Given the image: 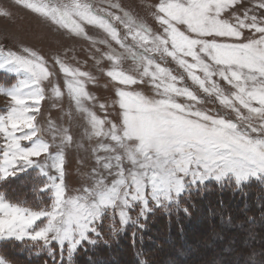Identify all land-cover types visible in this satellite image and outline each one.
<instances>
[{"label":"snow or ice","instance_id":"6c2138e0","mask_svg":"<svg viewBox=\"0 0 264 264\" xmlns=\"http://www.w3.org/2000/svg\"><path fill=\"white\" fill-rule=\"evenodd\" d=\"M15 3L75 37L92 38L88 26L102 30L107 38L98 41H111L124 49V53L105 57L111 64L106 75L116 85L110 107L118 109V122L82 107L84 101L92 99L87 89L90 72L56 59L67 95L77 110L86 114L94 135L110 140L99 148L109 154L107 161L97 156V164L102 163L104 170L114 169L117 178L109 185L100 176L94 185L83 189V195H66L65 154L61 155L53 165L59 182L54 175L52 209L30 212L0 199V237L27 236L45 243L73 241L77 234L83 237L94 230L101 208L147 201L146 189L155 197L173 186L179 188L180 177L193 166L195 174L233 171L244 176L264 172V0H255L253 8L245 10L242 17L233 11L241 0H158L154 18L161 30L154 32L141 23L129 26L124 36L115 22L130 25L127 15L94 10L87 0H68L61 5L45 0ZM0 16H10V12L0 11ZM246 30L255 35L245 36ZM129 39L139 46V51L126 47ZM23 52L0 49V56L6 57L0 61V69L7 66L9 71L28 76L19 87L8 92L0 90L12 101L7 114L0 115V134L6 141L0 148V174L4 177L15 176L50 151L49 144L38 142L37 119L45 100L41 85L52 73L43 56L27 48ZM157 54L175 61L194 86L215 96L220 105L235 114V122L197 107L203 102L184 84L185 75H175L162 66ZM124 57L142 71L133 73L122 68ZM145 79L154 86L153 96L133 87ZM52 89L57 97L65 94L59 85ZM100 107L107 112L109 105ZM251 133L259 135L254 137ZM64 139L72 142L73 137L68 132ZM22 142L34 146L26 148ZM125 164L130 167L126 169ZM119 214L126 215L124 211ZM43 216L47 217V226L28 232Z\"/></svg>","mask_w":264,"mask_h":264},{"label":"rangeland","instance_id":"374dc122","mask_svg":"<svg viewBox=\"0 0 264 264\" xmlns=\"http://www.w3.org/2000/svg\"><path fill=\"white\" fill-rule=\"evenodd\" d=\"M45 2L61 5L68 3V0H45ZM87 2L92 4L94 10L107 9L116 16L127 15L132 22L130 25L115 22L121 36L127 33L129 26L141 23L151 27L154 32L161 30L158 21L154 18V5L158 0H87ZM254 3L255 0H241V3L235 6L233 11L242 17L245 10L253 8ZM5 10L10 12V16H0V49L5 52L13 51L18 54H25L23 49L27 48L38 53L47 61L52 76L41 85L45 89V100L42 102L41 112L37 119L40 132L38 142L49 144L50 151L47 156L35 160L31 165L24 166V170L19 171L15 176L4 177L0 174V199L30 212H49L55 202L54 189L52 188L55 176L59 182V173L55 171L53 165L58 162V157L61 155L65 154L66 195H83V189L94 185L95 180L100 176L105 177V182L109 185L117 178L114 169L104 170L102 163L100 166L97 164V156L103 157V161H107L108 157L106 156L109 154L99 151V148L101 144H109L110 140L105 136H95L87 123L86 114L77 110L76 104L67 95V90L64 87V76L56 64V59L59 58L70 66L80 67L82 70L90 72L92 77L88 82L87 89L92 99L84 101L82 107L96 112L101 118L107 115L109 119L118 122V109L110 107L115 99L116 85L106 75L107 71L111 69V64L105 57L107 54L124 53V49L115 46L114 42L111 41L103 43L98 41L106 39V34L92 26L87 27L88 35L92 37L89 40L75 37L50 20L17 5L15 0H0V11ZM253 35L255 33L245 31V36ZM126 47L131 48L133 52L139 51V46L134 45L130 39ZM5 59V56H0V61ZM157 60L162 66L171 69L173 74L185 75L184 84L191 88L203 102L197 107L209 110L210 114H219L235 122V114L220 105L215 96H208L194 86L175 61L171 58H160L158 54ZM121 67L133 73L142 71V68H137L136 64L127 57L121 60ZM27 79L26 74L9 71L6 66L4 69H0V90L11 91ZM221 84L226 90L231 91L230 86L222 81ZM55 85L62 88L65 93L63 96L57 97L54 94L52 88ZM133 87L147 96L155 94L154 86L148 79ZM181 102L183 101L181 100ZM101 104L109 105L107 112L101 109ZM11 105V98L0 93V115H6ZM68 132L73 137L72 142L64 139ZM251 135L255 137L259 134L251 133ZM22 143L26 148L34 146L30 142ZM5 144L6 141L0 134V148H3ZM124 167L127 169L130 165L125 164ZM108 171H112L113 174L109 175ZM180 179L179 188L173 186L165 192H158L155 197L151 196L150 189H146L145 192L149 198L147 201H131L126 207L101 208L94 224V230L87 231L83 237L77 234L73 241L52 240L45 243L31 240L27 236L23 238L2 236L0 237V264H14L3 254L8 253V248H12L14 245L26 248L31 256L46 255L52 258L57 256L59 262L62 260L64 262L70 261L84 244L95 245L101 239L102 231L114 236L130 225L142 227L152 214L171 215L184 210L187 200L197 192L204 191L209 185L238 190L244 185L256 184L264 190V172H257L256 174L250 172L244 176L233 171H225L222 174L220 172L195 174V166H193V169L185 173ZM96 199L98 200V197ZM121 211L126 213L124 217L120 216ZM203 216L205 213H202V218ZM227 225L229 224L225 221L222 222L221 236L227 234L225 229ZM46 226L47 217L43 216L27 231L32 233ZM221 236L213 235L210 243L199 244L200 252H196L195 255L206 256L210 252H215L221 243ZM77 240L79 243H76ZM73 244H75L74 247ZM237 244L231 242L230 247L223 251L220 259H232L234 264H254V257H250L246 261L247 259L240 255H229L236 252ZM244 244L247 245L248 241ZM204 248L208 250L204 251ZM191 250L192 248L183 250L174 257L166 259L162 264H181L182 257L189 254ZM215 264L218 262L216 261Z\"/></svg>","mask_w":264,"mask_h":264},{"label":"trees","instance_id":"16d2710c","mask_svg":"<svg viewBox=\"0 0 264 264\" xmlns=\"http://www.w3.org/2000/svg\"><path fill=\"white\" fill-rule=\"evenodd\" d=\"M223 221L229 224L225 236L220 232ZM263 233V189L256 184L238 190L209 185L191 196L184 210L171 215L152 214L142 227L130 225L114 236L102 231L95 245L84 244L70 261L59 262L57 256H31L17 245L8 248V253L3 250V254L14 264H162L192 248L181 264H234L232 259H220L233 242L238 243V249L229 255H240L246 261L254 257V264H264ZM213 235L222 238L217 250L206 256L195 255L200 252L199 244L210 243Z\"/></svg>","mask_w":264,"mask_h":264}]
</instances>
